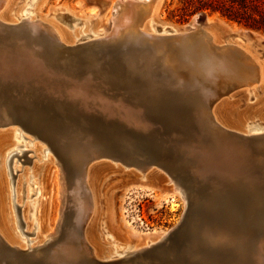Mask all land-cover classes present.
<instances>
[{
	"label": "bare ground",
	"instance_id": "bare-ground-1",
	"mask_svg": "<svg viewBox=\"0 0 264 264\" xmlns=\"http://www.w3.org/2000/svg\"><path fill=\"white\" fill-rule=\"evenodd\" d=\"M41 2L42 0H0V88H4L8 80L24 85L32 83L42 86L43 89L40 90L49 92L48 94L54 97L56 109L61 111L58 118L56 115V119L49 117L47 121L51 125L44 127L50 129L52 135H56L58 130H69V133L74 132L76 137L86 140H72L69 143L64 141L60 144L63 152L69 156V163L77 167V173L73 170L75 175L69 179L71 191L67 196L62 165L57 158L52 161L49 157L51 153L55 155L52 145L34 129V123H37L34 115L37 113L33 112H37L38 99L23 103L22 100L18 101V98L13 102L8 97L0 98V130H4L0 137V243L5 247L0 252L6 258V262L2 264H31L33 260H37L38 264H82L85 261L95 264H149L143 257L144 252L171 238V231H153L140 235L143 232L134 230L133 225L126 221L129 229L138 235V238L128 240L122 238L113 227L108 192L115 183L119 184L123 179H132L137 187L147 193L164 190L170 198L177 196L184 202L185 210L192 198L191 191L185 184L186 180L179 178L182 170L175 167L168 171L151 162L150 155H146L143 148L129 135L123 134V129L149 133L154 126L148 121L145 105L136 97L131 99L130 93L133 91L139 93L137 96L141 100L146 99L150 103L174 96L176 99L181 98L186 105L185 110L173 111L169 128L173 133H181L183 138L191 140L192 146L194 145L193 148L180 144L178 152L186 166L184 170L189 174L186 183L207 184L211 197L210 202L205 203L208 205L205 207V222H202L200 211L202 204H195L199 208L197 211H200L199 230L188 235L186 246L180 247L181 252L190 254L191 259H194L197 255L201 256V252L209 250L212 264H264V241L259 237L257 245L252 247L250 244L251 248L236 253L232 263L227 262V257L224 256L225 249L244 244L245 235L237 236L233 233L236 228H243L239 226L235 215L242 219L245 227L252 226L259 229L257 234H264V126L253 122L256 118L262 120L263 115L259 116L260 112L251 113L247 110L244 113L239 112L234 121L222 122L214 113V105L225 92L233 90L236 76L239 81H253L244 88H253L260 81L261 65L258 58L239 44L231 40L222 42L212 31L199 26H194L190 32L158 23L155 20V12L160 0H117L111 4L104 1L115 10L108 30L102 27L103 18L99 17L100 14L91 20H84L78 14L63 10L58 13L59 10L54 11L60 15H57L58 18L54 16L56 22L53 23L48 20L49 14L39 13ZM31 10L33 14L30 13ZM62 15L83 29L76 30L71 22L66 23L63 20ZM22 23L31 29V36L37 42L39 34L45 37L50 47V56L51 52L59 53L61 48L86 53L105 47L106 58L102 64L95 63V69L103 73L100 76H109L110 83L120 85L125 92L113 97L107 93L109 89L104 90L102 83L93 82L91 73L83 78L75 76L70 72V66H73L75 60H66L69 68L58 71L45 66L40 57H27L24 52L11 55L3 35L9 32L15 39H24L25 35L27 38V31L21 27ZM209 24L207 21L206 25ZM67 28L73 32H69ZM113 56H117L123 64L116 68V71L122 72L117 73L118 77H115L116 71L111 76L105 74L108 69L114 68L111 64ZM89 57L91 58V55ZM237 70H243L244 73ZM238 82L236 85L239 89ZM240 85H243V82ZM93 114L104 115L102 136L98 143L85 136L88 133L85 131L87 119ZM52 126L55 127L56 133H53ZM12 127H17L19 132ZM21 133H29L33 140L39 139L45 145V148H39L38 151L46 156V161L39 167V162L28 160L33 169V179L35 178L38 184L37 199L30 209L31 215L25 208L21 215L16 214L15 222L6 204L7 195L4 196L7 187L4 168H10L15 158L20 164L26 163L23 153L27 154V151H20L13 143L17 138L24 141ZM33 149L36 150L34 144ZM136 152L141 153L145 159L132 162L124 158L129 156L128 158L132 159ZM22 157L24 158L21 159ZM117 162L127 167L126 170ZM54 166L57 169L53 170ZM130 167L136 169L138 174ZM153 168L160 170L164 175ZM36 170H42V173L37 171L36 174ZM52 172L55 175L54 186L58 202L53 223L49 226V177ZM11 177L13 178L12 174ZM22 177L26 178V173ZM67 197L70 198V210L73 211L71 226L74 227L68 229L62 242L55 243L60 234L64 206L68 203ZM218 205L225 207V217L221 219L216 209ZM192 212L191 210L186 218L184 231L179 233L176 239L184 235L187 224L188 229L191 228L192 223L188 220ZM196 220H199L198 217ZM178 225L179 223L173 228ZM15 226L21 235L27 238L33 234V228V244L25 246L22 238L20 239L23 242L18 240ZM30 230L32 234L27 233ZM30 240L31 238L25 243H31ZM217 255L224 259L218 258Z\"/></svg>",
	"mask_w": 264,
	"mask_h": 264
},
{
	"label": "rangeland",
	"instance_id": "rangeland-1",
	"mask_svg": "<svg viewBox=\"0 0 264 264\" xmlns=\"http://www.w3.org/2000/svg\"><path fill=\"white\" fill-rule=\"evenodd\" d=\"M13 1H16V0H13ZM104 1L109 2L111 4L112 2H115L117 0H42L38 11L42 15L49 14L48 20L52 21L53 23L56 22L55 17L57 15H60V14H55L54 11H59V10L60 12L58 13H61V10H63L69 13L71 12L72 14L74 13L78 14V16H80L84 20H91L92 18H94V16H97L98 14H100L99 17L103 18L102 27H104L105 30H108L111 24V20L115 16V10L111 9V5L108 6ZM182 7L183 5L181 4L180 0H160V4L155 12V20L160 24H163L166 26L167 25L173 26L176 29H178V28L183 27L185 24L190 22L192 19L198 18L199 24L201 26L200 28L202 29L204 28L206 30L212 31L215 34V36H217L222 42L223 41L228 42L231 40L232 42L239 44L243 48L248 49L250 53H252L253 56L258 58L259 60L258 62L261 65L260 81L257 82L253 86V88H250L249 86L244 88V86H247L253 83L252 80H246V79L242 80L241 79L239 81V79L236 76L234 80V84H233V90H229L227 91V93L225 92L223 97L220 98V100L214 105V111H215L214 113L216 114L218 119L222 122L234 121L236 120V116L238 115L239 112L244 113V112H247V110L248 111L250 110L251 113L255 111L257 113L260 112L259 116L263 115L262 120H259L258 118H256L255 119L256 121L253 120V122L261 126H264V32L248 28L243 24H238L234 21H231L221 16L219 13H213L209 10H203L199 12L189 11L185 13L184 15L181 10ZM30 13L33 14V10H31ZM62 17L66 23H70V22L72 23V20L68 18L67 16L62 15ZM206 20L210 22L209 26L206 25V22H207ZM72 24L74 25V28H76V30L83 29V27L78 26L75 23H72ZM67 30L71 33L73 32L72 29L67 28ZM25 34H27V38L25 35L24 39H26L28 43L22 42L19 46H17V42L15 38L13 36H10L11 34L9 32L7 33L5 32L4 35L2 34L5 39V42L8 41L7 47L11 51V55L18 54L17 52H20L21 54L24 52V55H27V57L31 55L33 57H41V53H42L44 54V57H47L46 58L47 62L44 61V63L46 64L45 66H48V68L50 67V69L58 70V71L69 68L68 64H66V60L68 59L75 60L73 66L72 65L70 66L72 68L70 72H73L75 76L83 78L87 76V74L91 73L93 82H97V84L102 83L103 85L102 87L104 88V90L106 91V89H109L110 91L107 90V93L111 94L113 97H116L120 95L121 93L125 92V89H122L123 87H121L120 85L111 84L110 81L108 80L107 75H105V77L104 75L100 76L103 73L99 70L97 72V70L95 69L96 64L98 63L102 64L104 62V59L106 58L105 56L106 48L105 47H103L102 49L95 48L94 50L92 51L89 50L86 53H76V52L66 51L63 48H61L60 50L61 52L59 51V53L57 52L58 54L57 53L54 54L53 55L54 58H53V56L50 57L49 55L50 53L45 52L46 51L45 48L42 47L44 52L41 51L40 42H37L34 37L33 39L31 34L29 33H25ZM21 39H23V37ZM31 40L33 43L31 42ZM37 45H40V46H37ZM34 47H37L36 48L37 50L34 49ZM25 52L28 54H26ZM86 54L88 55V57H86ZM90 55H91V58L89 57ZM111 64L112 66L117 65V64H119L118 66L123 65L121 63V60L117 56L116 57L113 56L111 58ZM237 71L242 74L244 73L243 70L242 71L237 70ZM105 74L107 73L105 72ZM101 77L102 78L104 77V78L102 79ZM105 79H107L108 81ZM236 82L239 83V89L237 88L238 85H236ZM242 82H243V85H240ZM40 89H43L42 86L33 85L32 83L24 85V84L15 83V82H12L11 80H8L6 83V86L4 88H0V98L2 96L8 97L9 100L12 102L14 100H17L18 98V101L22 100L23 103L24 101H28V100L36 101L38 99L36 103L37 112H33L37 114L34 115V117L37 120V124H40L43 127L44 126L48 127L51 124L49 121H47V119L49 117L51 119H54L55 118L54 115H56V117L58 118L61 115L60 114L61 111L56 109L57 106L55 105L56 103H54V100H53L54 97L52 95H49L48 94L49 92H44ZM130 95H131L130 96L131 99H134L136 97V99L140 103L145 105L144 107L147 112L146 116L148 118V121L154 125H155V122L157 123L158 120L162 118L161 115L157 113V107L164 106V107L171 109L172 111L179 110V109L181 110L186 109L185 103L180 100L181 98L176 99L174 98V96H170L165 99H160L159 101H155V103L154 102L150 103L146 99L141 100V98L137 96L139 95L138 92L133 91L132 94L130 93ZM173 99H175L176 101L172 102L171 100ZM156 102L162 106L160 105L156 106L158 105L156 104ZM153 108H154V111L152 110ZM90 117H92V119L94 120H92L91 122L87 121L85 125V131L88 133L85 136H87V138L91 139L93 142L98 143V141L100 140V137L102 136L101 127L103 126L104 118H103V115H99V114H93V116H90ZM12 129L17 130L19 132V129L17 127H12ZM12 129H10V131H12ZM1 132H4V130H0V137H2L3 135ZM70 133H69V130L68 132L58 130L56 135H52V134L41 135L47 138L49 143L52 145L53 151L55 153V155L51 153L49 157L52 159V161H54V159L57 158L58 161L62 165V176L64 177L67 196L69 195L71 191L70 190L71 180L69 181V179H72L75 173H77V167L69 163V156L68 154H65L63 152V149L60 144L64 143V141L69 143L72 140L73 141L76 140L78 142H83L86 140V138L81 139L80 137H76L74 132L71 134ZM29 135H30L29 133L28 134L21 133V136L25 138L24 141H21L19 138L13 140L14 145H17L20 151H27V154L24 155L25 158L24 157L21 158V159L24 158V160L26 159V163L20 164L18 161H16V158H15L12 161L10 168L8 169L4 168L5 174H6V180H7V187H5V192L7 194L4 193L5 194L4 196L7 195L6 204L9 206L11 214H12V219L15 222L17 218L16 214L19 213V215H21L22 211L25 208L28 209L29 215H31L30 209L32 205L35 204V201L37 199L36 189L38 187V184L36 183V179L35 178L33 179V175H32L33 169H31L32 168L31 165L28 164L29 162L28 160L32 162L35 161L36 163L39 162L38 163L39 167H42L46 161V158H44L46 156H43L44 154L40 153L41 151L40 152L38 151L39 148H45V145L39 139L38 141L33 140V137L31 135H30L31 137H29ZM160 136L162 138L163 135H160ZM56 139L58 140L56 141ZM29 141L31 142L29 143ZM39 142H41V144ZM33 144L36 146L35 151L33 149ZM22 145L23 146L25 145V147H23ZM35 155L39 157V159L37 157L38 160L36 159ZM15 161H16V164H15ZM151 162H155L159 165H162L161 163L162 160L151 159ZM113 164L115 165L116 163H113ZM117 164L119 165L120 163L117 162ZM120 166L122 167L123 170H126L127 168L121 164ZM130 168L131 170L136 171V169H134L133 167H130ZM54 169H57V167L54 166L53 170ZM153 169L158 170L156 168H153ZM9 170H11V173H9ZM69 170H71L72 175H71V172H69ZM73 170L75 171V173L73 172ZM158 171L159 173L163 174L160 170ZM36 172L41 174L42 170H36L35 173ZM24 173H26V178L22 177ZM11 174L14 176L13 178L11 177ZM68 175H71V176H68ZM179 178L182 181H184L182 178H184L187 181L189 179L188 172L182 171L181 175H179ZM186 181H185V184L191 191L190 196L192 197L189 203V206L187 207L186 210L184 208V202L181 199H179V197L175 196L173 198H170L169 196H167L164 190H154L153 192L147 193L144 190L137 187L136 183L132 179H123L121 180L119 184L115 183V185L109 189L107 199L109 200L113 227L115 228L117 233H119V235L124 239L129 240L130 238L132 239L138 238V235L135 234V231H132L129 229V226H127L128 224L125 223L126 221L130 222L131 225H133L132 227H134V230L136 229V231H139L141 233L143 232V234H140V235H144L145 233L146 234L152 233L153 231H156V232L171 231L173 227L177 225L178 223L179 225L184 226L186 218H187L185 215L187 212H189L190 214V211L192 210L193 212L197 214L196 216L192 212L188 220L189 223H192V225H190L191 228L188 229L189 226L187 224L186 232L184 233V235H181L179 239L173 238L171 235V238H169L166 242L159 243L157 246H155V248H148V250L144 252L143 257L146 260V262H148L149 264H210L211 263L209 259L211 253L209 252V250L208 251L206 250L207 252H201L202 253L201 256L203 255L202 259L198 260L196 257L194 259L193 258L191 259V257L189 256L190 254H185L184 252H181V249H180V247L186 246V240L188 241L189 239L188 235L192 232L195 233L197 232V230H199L198 224L201 221V218L199 215L200 211H202L201 213L202 222H205V220L203 219H206L204 216L206 215V208L208 206L205 203L207 202L209 203L210 197H211V194L207 189V184L195 183L193 185H189L188 183H186ZM19 183L20 185H18ZM49 184H50L51 191H50V201H49V211H48V222L50 226L53 223L54 214L57 209L56 204L58 202L56 200V194H55L56 188L54 186L55 175L53 172L50 174ZM157 188H162V187L157 186ZM67 190L69 191L67 192ZM12 194H14L15 196ZM11 202L13 204H11ZM67 202H68L67 203L68 207L67 205L64 206L65 207L64 212H63L64 215H62L63 222H61L60 224V234H59L58 239L55 241V243L62 242L65 238V234L68 232V229L71 230L73 229L71 227H74V225L71 226L73 211L70 210L72 208L70 206L69 197H67ZM198 203L202 204L203 206V208L202 207L200 208L202 210H200L199 212L197 211L199 210L197 206ZM13 205H15L18 209H16ZM217 208L222 211L225 209V207L222 205H218L216 209ZM123 214L125 218L123 217ZM197 217L199 220H196ZM235 218L236 220H238L239 226L240 227L243 226V228H240L238 230L236 228L233 233L236 234L237 236L245 235L244 240L246 241L243 240L244 242L243 246L242 245L239 246L237 244V245H234L232 247L225 249L224 256L227 257L226 260L229 263L230 262L232 263V258L234 259L235 254L239 253L240 250L242 251V249L247 250L249 249V247L251 248L250 244H252V247L257 245L258 237L260 239L262 238L261 240L264 241V237H263L264 234L262 236L260 234H257L259 233L258 232L259 229H256L252 226H247V225L245 227L243 225L244 222L242 221V219H240L238 215H235ZM194 223H195V227H194ZM248 227H249V231H248ZM15 228H16V232L18 233V234L16 233L18 235V240L22 241L23 239L25 246H29L33 244L32 240H34L35 238L34 237L35 233L33 231V228L31 229L33 234L31 230L27 231V233L32 234L28 238L21 235V232L20 230L18 231L17 226H15ZM244 229H246L247 231ZM251 230L253 232H251ZM198 233L200 232L198 231ZM199 235H200L199 238H201V234ZM30 238H31L30 240L31 243L26 244L25 241L29 240ZM190 239H191V236H190ZM253 240L255 242H253ZM106 248L108 249V247ZM173 249H175L174 252L171 251ZM197 253H200V252H197ZM207 253L209 255L206 256ZM217 256L218 258L221 257L220 255H217ZM33 261H34L33 263L38 264L37 260H33ZM82 264H92V263L85 261Z\"/></svg>",
	"mask_w": 264,
	"mask_h": 264
},
{
	"label": "water",
	"instance_id": "water-1",
	"mask_svg": "<svg viewBox=\"0 0 264 264\" xmlns=\"http://www.w3.org/2000/svg\"><path fill=\"white\" fill-rule=\"evenodd\" d=\"M194 26L201 27L199 24L198 18L192 19L190 22H188L183 27H181V30L191 32V30L194 28ZM21 27L23 28V30H26L27 33L32 34L31 29H29L27 26H25V23H22ZM38 36L39 37H37V40H39V42H40L41 51L44 52L43 48H45L46 53H49L48 49L50 47L46 43L45 37L43 35H40V34ZM15 40L17 42V46H19L22 42H27L26 39H21V38L15 39ZM6 43H8V41ZM55 52H57V51H55ZM55 52L54 53L51 52L50 57H52L55 54ZM46 58L47 57H44V54L41 53L40 61L47 62ZM53 58H54V56H53ZM118 65L119 64L114 65L113 69H108L107 74H109L110 76L113 75L114 72L116 71V68H119ZM117 73L122 74L121 71L120 72L116 71L115 77H118ZM156 106H159V105H156ZM152 110L154 111V108ZM157 113H159L162 118L159 119L157 123L155 122L153 129H151L149 131V133L130 131V130H127V129L125 130L122 128L123 134L129 135L136 142V144L138 146L143 148L146 155H150V157L152 159L162 160V162H161L162 165H160L162 168H166V169H168V171H171V170L175 169V167H176L182 171H185L184 169L186 166H185L183 159L181 158L180 154H178V152L181 148L180 144H184V145H188L190 147H193L194 146V145L192 146L193 142L191 140L189 141V140H186L185 138H183L181 136V133H178V132L173 133L170 130L169 124L172 122V117H173L172 116L173 111L171 109H169L167 107H157ZM103 118H104V115H103ZM25 119L27 120L28 117ZM87 120L91 122L94 119H92V117H88ZM29 124H31V123L29 122ZM34 124L36 125V126H34V129H35V131L38 132V135L51 134L50 129H48L47 127H43L37 123H34ZM52 129H53V133L54 132L56 133V129L54 126H52ZM172 134H174V135H172ZM160 135H163L162 138ZM193 150H195V149H193ZM123 153H121V154L123 155ZM25 154L26 153H23V155H25ZM128 157L129 156H125L124 158L126 160H131L132 162H140V159H145V157L139 152L134 153V156L132 159L131 158L129 159ZM202 184H204V183H202ZM217 213H218L219 219L225 217V215H224L225 212L218 209V208H217ZM185 216L188 217L189 212H187ZM183 231H184L183 225H178L177 227H175L171 230V235L173 238H176L178 236V234L183 232ZM2 248H5V247L2 243H0V250ZM23 258L24 257H22V259ZM197 259L201 260L202 257L200 255H197ZM23 260H25V258ZM4 262H6L5 255L0 252V264H2ZM33 262L34 261H31L32 264H36ZM92 264H95V263L92 262Z\"/></svg>",
	"mask_w": 264,
	"mask_h": 264
},
{
	"label": "trees",
	"instance_id": "trees-1",
	"mask_svg": "<svg viewBox=\"0 0 264 264\" xmlns=\"http://www.w3.org/2000/svg\"><path fill=\"white\" fill-rule=\"evenodd\" d=\"M183 14L209 10L243 24L248 28L264 32V0H180Z\"/></svg>",
	"mask_w": 264,
	"mask_h": 264
}]
</instances>
